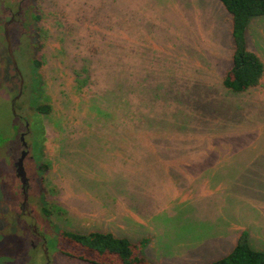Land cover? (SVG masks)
<instances>
[{
    "label": "rangeland",
    "instance_id": "1",
    "mask_svg": "<svg viewBox=\"0 0 264 264\" xmlns=\"http://www.w3.org/2000/svg\"><path fill=\"white\" fill-rule=\"evenodd\" d=\"M38 2L0 0V264H87L57 251L62 230L148 239L150 264H209L242 231L264 251V74L223 87L234 44L219 0ZM246 40L264 64V19ZM38 100L54 108L43 131Z\"/></svg>",
    "mask_w": 264,
    "mask_h": 264
},
{
    "label": "trees",
    "instance_id": "2",
    "mask_svg": "<svg viewBox=\"0 0 264 264\" xmlns=\"http://www.w3.org/2000/svg\"><path fill=\"white\" fill-rule=\"evenodd\" d=\"M36 2H38V0H36ZM219 2L231 17V36L234 44L231 67L226 71L222 79V85L229 92L244 93L257 87L264 74L263 62L255 53L248 50L246 40V34L248 35L250 26L254 22H261L264 19V0H219ZM5 10L8 12L11 11L10 8ZM31 16L34 20L40 19L39 15H37V11L32 12ZM33 31L35 35H37L40 29L38 27L31 29L28 34L30 37H33ZM40 36L41 34L39 38ZM5 44H7L6 41ZM33 64L35 70L31 68V73L28 77L30 81L32 76L38 75L36 71L41 66V63L35 59L33 60ZM76 77V88L82 91L84 89L83 85H87V82H84L86 80L81 81L79 74H77ZM35 78L37 79V77ZM39 87L41 91L44 87L43 82L39 84ZM41 97L42 94L39 98ZM88 100L90 99L86 101ZM33 108L40 120V130L43 131L45 127L42 124L43 121L41 117L45 116V118H48L52 114L54 108L50 103H40V100L35 103ZM26 133L31 135L29 128H26ZM31 138L33 139L32 135ZM43 144L44 143H40L41 147ZM43 164L39 166L40 174L46 169L47 164H45V166ZM41 205L45 213L52 212L53 208L58 214L62 213L54 204H48L46 202L45 207L43 203ZM54 242L59 253L70 260L80 261L82 263L150 264L141 253L142 249L148 243V239H143L137 244H133L132 241L126 238H117L111 233L95 231L88 234H79L62 230L57 232ZM209 264H264V251L254 249L249 241L248 233L242 231L232 250L226 256Z\"/></svg>",
    "mask_w": 264,
    "mask_h": 264
},
{
    "label": "water",
    "instance_id": "3",
    "mask_svg": "<svg viewBox=\"0 0 264 264\" xmlns=\"http://www.w3.org/2000/svg\"><path fill=\"white\" fill-rule=\"evenodd\" d=\"M19 11L20 8L17 12V14L19 15ZM14 18L12 17L11 20L9 22H7L4 26V35H5V39L7 42V46H8V52L10 55V58L12 60L13 65L15 66V62L13 60L12 57V52H11V45H10V39H9V35H8V26L13 22ZM21 87H22V80H21V86H20V92L19 95L13 100L12 102V106L14 104V102L19 98L20 93H21ZM12 112L14 114V108L12 109ZM26 128H28V126L26 125ZM25 135L26 133H22L20 135V142L22 145L23 150L20 152V156L17 159V161L14 163V168H15V175L16 177L19 179L20 184H21V191H22V195H23V204H27L28 203V197H27V191H28V177L26 175V171L24 169V160L26 159V157L28 156V146L27 143L25 142ZM46 252V251H44Z\"/></svg>",
    "mask_w": 264,
    "mask_h": 264
},
{
    "label": "flooded vegetation",
    "instance_id": "4",
    "mask_svg": "<svg viewBox=\"0 0 264 264\" xmlns=\"http://www.w3.org/2000/svg\"><path fill=\"white\" fill-rule=\"evenodd\" d=\"M12 17L14 18L13 15L11 16V18H12ZM27 150H28V149H27ZM28 152H29V151H28ZM28 188H29V186H28ZM21 193H22V191H21ZM22 196H23V195H22ZM27 204H28V203H27ZM27 204H21V208H22V209H27ZM28 213H29V212L27 211V214H28ZM33 230H34V228H33ZM36 234L39 235L38 233H36ZM41 237H42V239H43V236H41ZM43 240H44V239H43ZM45 243H46V242L44 241L43 244H45ZM45 250H46V249H44V251H45ZM44 254H45V253H44ZM46 254H47V253H46Z\"/></svg>",
    "mask_w": 264,
    "mask_h": 264
},
{
    "label": "bare ground",
    "instance_id": "5",
    "mask_svg": "<svg viewBox=\"0 0 264 264\" xmlns=\"http://www.w3.org/2000/svg\"><path fill=\"white\" fill-rule=\"evenodd\" d=\"M46 251V250H45ZM46 254V252H44ZM46 258H47V254H46Z\"/></svg>",
    "mask_w": 264,
    "mask_h": 264
}]
</instances>
